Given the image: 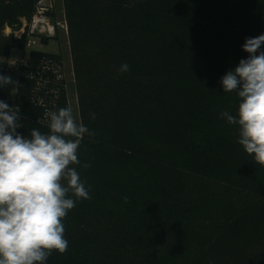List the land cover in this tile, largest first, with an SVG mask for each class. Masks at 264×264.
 Returning <instances> with one entry per match:
<instances>
[{
    "label": "trees",
    "instance_id": "1",
    "mask_svg": "<svg viewBox=\"0 0 264 264\" xmlns=\"http://www.w3.org/2000/svg\"><path fill=\"white\" fill-rule=\"evenodd\" d=\"M36 1L0 0V53L20 45L4 25ZM63 4L80 119L94 133L74 166L90 199L76 200L63 220L68 249L46 264H264V167L219 115L237 112L221 77L247 58L245 39L264 34V0ZM29 86L0 100L19 105L20 134L47 133ZM204 200L236 202L206 230L194 224Z\"/></svg>",
    "mask_w": 264,
    "mask_h": 264
},
{
    "label": "clouds",
    "instance_id": "2",
    "mask_svg": "<svg viewBox=\"0 0 264 264\" xmlns=\"http://www.w3.org/2000/svg\"><path fill=\"white\" fill-rule=\"evenodd\" d=\"M264 34L245 39L248 54L221 77L225 93H235V115H219L238 128V144L264 167ZM122 72L129 71L123 64ZM18 85L0 74V87ZM49 131L32 128L27 135L19 105L0 100V264H46L53 251L68 249L63 220L78 199H90L89 188L74 167L84 135H94L77 123L71 106L46 113ZM94 118V117H93ZM90 165L84 163L82 167ZM72 197H75L73 199Z\"/></svg>",
    "mask_w": 264,
    "mask_h": 264
},
{
    "label": "built area",
    "instance_id": "3",
    "mask_svg": "<svg viewBox=\"0 0 264 264\" xmlns=\"http://www.w3.org/2000/svg\"><path fill=\"white\" fill-rule=\"evenodd\" d=\"M60 32L69 38L64 10L62 17L57 16L55 0H37L30 16H20L16 22L6 23L2 29L3 36L13 38L20 45L11 47L8 53H0V74L11 76L13 81L18 82V85L0 87V91L14 98L20 82H29L30 103L39 110L35 120L46 127V113L61 108L68 79L61 55L44 53L40 47L57 38ZM33 53L41 55L33 57ZM7 88H13V93L9 94Z\"/></svg>",
    "mask_w": 264,
    "mask_h": 264
},
{
    "label": "rangeland",
    "instance_id": "4",
    "mask_svg": "<svg viewBox=\"0 0 264 264\" xmlns=\"http://www.w3.org/2000/svg\"><path fill=\"white\" fill-rule=\"evenodd\" d=\"M55 10L57 16L63 15V3L62 0H55ZM2 34V31H1ZM40 50L44 53L61 55L66 64L67 73V107L71 106L73 110L74 118L77 123H81L79 108L77 103V94L75 87V74L73 59L71 55L69 38L66 34L60 32L59 36L53 40L48 41ZM13 88H7L6 91L9 94L13 93ZM236 200H228L226 202H216L211 200H204V206L200 210V213L196 214L194 218V224L204 226L206 230L213 227L217 222L225 219L230 215V209L235 205Z\"/></svg>",
    "mask_w": 264,
    "mask_h": 264
},
{
    "label": "crops",
    "instance_id": "5",
    "mask_svg": "<svg viewBox=\"0 0 264 264\" xmlns=\"http://www.w3.org/2000/svg\"><path fill=\"white\" fill-rule=\"evenodd\" d=\"M62 3H63V0H62ZM63 10H64V4H63Z\"/></svg>",
    "mask_w": 264,
    "mask_h": 264
}]
</instances>
